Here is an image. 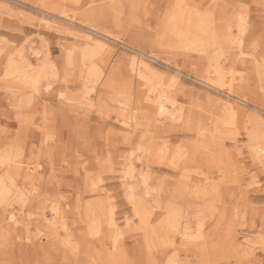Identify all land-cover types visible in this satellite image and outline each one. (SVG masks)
<instances>
[{"label": "rangeland", "instance_id": "374dc122", "mask_svg": "<svg viewBox=\"0 0 264 264\" xmlns=\"http://www.w3.org/2000/svg\"><path fill=\"white\" fill-rule=\"evenodd\" d=\"M131 59L157 92L128 78ZM160 92L178 128L152 118ZM253 139L264 147V0H0V264H264Z\"/></svg>", "mask_w": 264, "mask_h": 264}, {"label": "bare ground", "instance_id": "6f19581e", "mask_svg": "<svg viewBox=\"0 0 264 264\" xmlns=\"http://www.w3.org/2000/svg\"><path fill=\"white\" fill-rule=\"evenodd\" d=\"M180 8V7H179ZM176 10V9H175ZM177 10L179 11V9L177 8ZM176 10V11H177ZM187 11V10H186ZM183 12V11H182ZM183 14V13H182ZM171 16V15H170ZM176 16V15H175ZM186 16V15H185ZM243 17V16H242ZM181 18H179V20H180ZM184 19H182V21H183ZM174 21V23H175V21H176V19H174L173 20ZM181 22V21H180ZM171 24V23H170ZM183 25V24H182ZM186 25V24H185ZM188 25V24H187ZM177 26V25H176ZM207 27L208 26H205L204 25V23H200V26L199 27H197V28H195L196 29V31L198 32V33H201V35H202V33H205L206 32V29H207ZM178 28V27H177ZM182 28V27H181ZM239 28H240V26H239ZM180 29V28H179ZM183 29V28H182ZM182 29H180L181 31H182ZM63 30V29H62ZM173 30V29H172ZM239 30V34H241L243 31H242V29L240 28V29H238ZM67 31V30H66ZM171 31V30H170ZM173 31H175V30H173ZM179 31V30H178ZM177 31V32H178ZM176 32V31H175ZM183 32V31H182ZM168 33V32H167ZM172 33V32H171ZM179 33V32H178ZM169 34V33H168ZM183 34H184V32H183ZM187 34V33H186ZM238 34V35H239ZM178 35V34H177ZM176 35V36H177ZM192 35V34H191ZM197 35V34H196ZM170 36H172V35H170ZM189 36V35H188ZM211 36V35H210ZM179 37V36H178ZM182 37L183 38H185L186 37V35H182ZM175 38V37H174ZM193 38V37H192ZM166 39V38H165ZM200 39V38H199ZM212 39H213V37H212ZM186 40H187V38H186ZM215 40V39H214ZM189 41V40H188ZM193 42L195 43V44H197L198 43V40H196V39H194L193 40ZM201 42H203V41H201ZM230 42L231 43H233V44H236L237 45V47H240L241 46V43H242V39H241V37H237V38H234V39H231L230 40ZM211 43H213V42H211ZM94 44H95V47L94 48H91L93 51H95V52H100L104 47H105V45L103 44V43H101V42H99V41H95L94 42ZM214 44V43H213ZM104 52V51H103ZM36 53V52H35ZM38 53V52H37ZM36 53V54H37ZM89 55L87 54V56H85V57H83V58H86V57H88ZM90 56H92V55H90ZM216 60H217V58H216ZM209 62H211V61H209ZM24 63H25V61H24ZM27 63V62H26ZM218 64V63H217ZM216 63L215 64H213V67H212V69H213V73H214V76H215V79H213L214 81H212V80H210V81H212V83H210V84H208V85H210V86H212V87H214V88H216L217 89V91H219V88L221 89L222 88V85H224L223 84V81H222V78H223V75H224V70L220 67V66H218ZM12 65H13V63H12ZM11 65V66H12ZM27 65V64H26ZM42 66H44L43 64H42ZM125 67H124V69H125V71H126V73H127V76H128V78H130V80L132 81H134V80H136V83L139 85V86H143V85H146L147 87H150L151 89H149V93H154V92H157V89H156V87H153V85H152V82H153V78H155V74L154 73H152L151 71H149L148 70V68H147V66H143V64H142V62L141 61H138V60H134V59H131V60H129V61H127L126 62V64L124 65ZM209 66V65H208ZM30 67V66H29ZM15 68V67H14ZM23 68H24V66H23ZM143 68V69H142ZM13 69V68H12ZM22 69V68H21ZM31 71V70H30ZM17 72V71H16ZM18 73V72H17ZM16 73V74H17ZM23 73V72H22ZM36 73V72H35ZM232 73V72H231ZM230 73V74H231ZM15 74V73H14ZM15 74V75H16ZM27 74V73H26ZM32 74V73H31ZM121 74V73H120ZM123 74V73H122ZM15 75H14V77H15ZM17 75H19V74H17ZM34 75H36V74H34ZM126 75V74H125ZM262 75V74H261ZM23 76V75H22ZM159 76V75H158ZM91 77H92V75H91ZM19 79H20V77H18ZM26 78V77H25ZM33 78V77H32ZM31 78V79H32ZM35 78V77H34ZM123 78V77H122ZM208 78V77H207ZM210 78V77H209ZM18 79V80H19ZM38 79H40V78H38ZM211 79V78H210ZM23 80V79H22ZM92 80L93 81H96L97 80V76H93L92 77ZM36 81V80H35ZM38 81V80H37ZM18 82V81H17ZM179 81H177L175 78L174 79H172V80H170L169 81V87H175V85L178 83ZM209 82V81H208ZM9 83V82H8ZM20 83H22V82H20ZM24 83V82H23ZM118 83V82H117ZM95 84V83H94ZM130 84V83H129ZM23 86V85H22ZM133 87V86H132ZM131 87V88H132ZM134 87H135V84H134ZM168 87V86H167ZM123 89V88H122ZM124 89H125V87H124ZM127 89V88H126ZM163 89V88H162ZM140 90H142V89H140ZM147 91V90H146ZM167 91V90H166ZM84 95H88V93L87 92H85V93H83ZM149 95V94H148ZM145 96V95H144ZM154 96V95H153ZM150 99V98H149ZM83 100H85V98H83ZM98 100V99H97ZM147 102H148V109L154 114H152L153 116H152V118L154 119V121H159V123H161V121L165 124L166 123V127H169V128H173V129H175V128H178L180 125H178L177 123L178 122H182L183 121V112H182V110L179 108V107H177V101H176V99H175V97H171V96H169V95H167V94H164V93H158V95L157 94H155V97L153 98V99H151V100H146ZM138 103V102H137ZM227 106L224 108L227 112H228V116L226 117V119L224 120V121H222V124L224 123V125H226L227 123H228V125L229 124H231L232 123V120L231 119H233L232 118V110L234 109V108H232L231 107V104H226ZM123 106V105H122ZM145 109H146V107H145ZM186 113V112H185ZM148 114V113H147ZM150 114V113H149ZM235 114V113H234ZM185 116H187V115H185ZM151 118V119H152ZM227 118H228V120H227ZM185 120V124L186 123H188V117H186V119H184ZM220 121V120H219ZM234 124V123H233ZM159 125V124H158ZM220 125V124H219ZM253 126V125H252ZM235 127V126H234ZM233 127V128H234ZM129 128V127H128ZM131 129V128H130ZM261 136V135H260ZM263 137V136H262ZM261 139V138H260ZM261 141V140H260ZM252 143H251V145L249 146L250 148V154H251V156L254 158V159H256V161L259 163V164H261L262 165V167H264V147L263 146H260L259 145V143L258 142H256V140H252L251 141ZM164 154V153H163ZM128 155V154H127ZM159 156V155H158ZM160 156H162V155H160ZM160 160V159H159ZM177 160V159H176ZM90 168V167H89ZM111 169V168H110ZM129 169V168H128ZM7 178L9 179V177L7 176ZM145 178V177H144ZM225 178V177H224ZM146 179V178H145ZM11 181H12V179H10ZM125 180V179H124ZM146 180H144L143 181V183L145 182ZM11 184H12V182H11ZM6 186V185H5ZM4 186V183H3V181L2 180H0V195H1V197H3L4 195H6L7 194V192H8V190H7V188ZM125 191H126V197L128 198V199H130L132 196H133V188L131 187V186H126V189H125ZM217 191V190H216ZM9 192H10V190H9ZM148 192V191H147ZM203 193V192H202ZM140 199V198H139ZM189 201V200H188ZM192 202V201H191ZM211 209V208H210ZM133 210H134V208H133ZM57 211V210H56ZM114 212V211H113ZM179 213V212H178ZM109 214H111L110 212H109ZM111 216H113V215H110V217ZM87 217V216H86ZM98 218V217H97ZM126 218V217H125ZM88 219V218H87ZM110 219V218H109ZM177 219H179V218H177ZM176 216L174 215V214H172V215H168V217H166V219H165V223H166V225L167 226H169V227H175V222H176ZM94 220V219H93ZM200 221H202V220H200ZM12 222V221H11ZM110 222H112L111 220H110ZM92 223H93V221H92ZM114 223V222H113ZM128 223V222H127ZM202 223V222H201ZM109 224V223H108ZM14 225V224H13ZM91 225H93V224H91ZM111 225V224H110ZM197 225V224H196ZM197 228V236H200V234H201V230H200V228H201V224H198L197 226H196ZM93 229H95V228H93ZM96 229H97V227H96ZM95 229V230H96ZM178 229V228H177ZM89 230V229H88ZM97 231V230H96ZM92 232V231H91ZM99 232V231H98ZM92 233H95L94 231L92 232ZM194 234V233H193ZM195 235H196V233H195ZM203 236V235H202ZM191 239L193 238V237H190ZM196 238V237H195ZM198 239H200V238H198ZM65 248V247H64ZM167 264V263H166ZM168 264H172V263H168Z\"/></svg>", "mask_w": 264, "mask_h": 264}]
</instances>
